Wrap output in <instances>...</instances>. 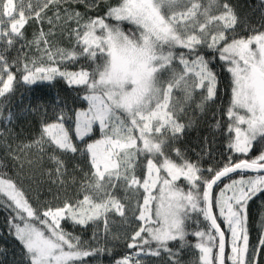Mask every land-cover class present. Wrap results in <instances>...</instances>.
<instances>
[{
  "label": "snow or ice",
  "instance_id": "snow-or-ice-1",
  "mask_svg": "<svg viewBox=\"0 0 264 264\" xmlns=\"http://www.w3.org/2000/svg\"><path fill=\"white\" fill-rule=\"evenodd\" d=\"M65 2L0 0V98L10 99L14 84L31 88L61 78L79 89L86 102L72 116L63 107H54L55 119L42 123L40 135L30 142L13 148L6 139L0 141L20 167L25 161L32 163L28 152L43 154L53 147L48 158L55 167L48 176L56 184L65 183L67 169L55 150L86 158L91 169L84 174L82 199L65 198L55 206L47 201L34 205L23 187L0 171V206L8 211L9 231L26 250L28 264H101L105 254L112 255V249L100 243L111 232L109 213L136 224L127 237L130 251L113 258L112 264H148L150 257L162 254L164 264H182L180 251L187 246L199 251V264H213L214 248L216 264H225L226 234L230 264H258L264 230L250 245L249 204L258 199L264 211V31L253 28L249 35H240L238 17L228 0H119L116 6L108 5L106 16L86 19L68 8L62 16L60 5ZM50 6L53 17L46 15ZM29 20L53 27L47 32L41 29L28 42L38 57L18 53L10 60L6 53L24 40L22 29ZM61 20L75 21L69 35L77 47L66 49L48 39ZM78 61L79 70H69L68 64ZM214 63L231 74L225 85L230 101H221L229 134L227 156L202 169L179 149L175 150L179 159L171 158L165 145L184 131L180 114L191 106L197 90L200 111L206 102L217 100L219 73ZM174 90L181 94L179 100ZM6 103L7 99L0 100V121L10 125L15 114L11 109L5 114ZM253 148L259 149L255 156L250 155ZM208 154L206 146L201 159ZM181 178L189 190L177 183ZM223 178L227 181L220 184ZM118 189L131 191L135 204L128 208L115 194ZM193 214L207 223L188 230L186 221L201 223ZM63 222L74 226L102 222L103 230L94 229L93 244L69 232ZM189 235L196 241L192 245ZM177 240L179 247L170 248L169 242Z\"/></svg>",
  "mask_w": 264,
  "mask_h": 264
},
{
  "label": "trees",
  "instance_id": "trees-1",
  "mask_svg": "<svg viewBox=\"0 0 264 264\" xmlns=\"http://www.w3.org/2000/svg\"><path fill=\"white\" fill-rule=\"evenodd\" d=\"M27 3V0H25ZM35 4L36 0H32ZM206 2V0H205ZM85 3H96L97 7L90 8L85 7ZM85 3L74 2V0H67V2L60 5L61 15L63 16V10L74 9L79 11L85 16L96 18L106 16L108 5L116 6L119 0H85ZM228 3L232 6L236 16L238 17L237 29L239 34L247 36L250 34L251 29L255 28L259 31H264V2L262 0H228ZM47 16H54V7L50 6L46 13ZM6 24V23H5ZM7 26V25H5ZM53 27L47 22L37 23L35 20H29V22L22 29L24 33V40L17 41L14 47L8 50L6 55L11 60L15 58L18 53H24L27 57H38L39 52L35 46H31L28 42L32 41L34 34L43 29L45 32L49 28ZM76 27L75 21H68L65 23L63 20L56 23L54 28V34L49 36L48 39L54 44H58L60 47L71 49L77 47L74 38L69 35L71 29ZM125 29L129 27L127 24L123 25ZM23 45V47H21ZM2 46V45H0ZM179 51V49H178ZM211 55L210 52L206 53ZM84 58H81L83 60ZM224 62H220L223 64ZM80 62L69 63V70H79L78 65ZM213 67L218 75V97L215 102L208 101L205 103L204 111H200L196 107V104L200 100L199 90L195 94L194 100L190 107H186L184 112L180 114V122L185 124V129L182 133L178 134L177 138H169L165 145V152L173 159H179L176 157L175 150L179 149L186 158L193 163H199L202 169H206L213 164L220 161H224L227 156V136L229 135L224 128V121L226 119V109L222 106L221 101L227 103L230 101V89L225 88L227 82L230 81L231 74L227 73L226 67L221 69L215 63ZM91 71L92 69H86ZM16 91L8 98H0V100L7 99L5 106V114L11 109L15 114L14 122L10 125L1 126L0 130L5 133L4 137H0V141L7 140L9 144L15 147L16 144L30 142L36 139L41 132L42 123H47L55 119L53 114L54 107H63L69 114L73 115V110H80L86 102H82L79 89L75 86H68L66 82L61 78H56L52 82L38 83L31 88L23 85H15ZM28 88L27 90H24ZM82 87V86H81ZM23 92H28L25 98H21L20 95ZM181 94L174 90V98L179 100ZM59 100V105L57 101ZM30 107L35 111L25 112L24 109ZM219 122L220 127L216 125ZM11 127V133L8 129ZM95 136H99L98 133H94ZM234 136V133L231 134ZM74 142L76 139L73 138ZM208 147L209 154L201 159V155L205 147ZM258 148H253L250 155L255 156ZM54 152L53 147H47L46 152L38 154L35 150L28 152V160L32 163L24 162L23 167L13 160L11 156L7 154V149L4 144L0 143V171H6L8 176L13 178L18 184H20L26 194L28 195L30 202L35 204H43L45 201L50 202L54 206L61 204L65 198H81L80 192L81 184L85 182V173H90V165L86 158L74 156L72 154H62L59 150H55L57 155H61L62 159L66 162V174L64 177L65 183L60 185L53 183L48 176V171L53 169L55 165L48 158ZM23 158L24 154H20ZM234 155H239L235 154ZM160 157H156L159 160ZM139 163V161H138ZM79 165V167H77ZM142 171V170H141ZM53 176L55 173L53 172ZM233 177L238 178V174H234ZM227 181L224 180L220 184ZM178 184L189 190L190 186L181 179ZM216 187L214 196L217 195ZM118 195L122 202H124L128 208L135 204L136 198L133 193L129 191L125 193L123 189H118L115 193ZM140 195H143L142 189ZM264 195V194H262ZM127 196L128 199H124ZM126 208V214L130 215ZM215 215H218V209L214 208ZM111 217V232L107 236L106 240L102 239L101 244H105L106 247L112 249V255L105 254L102 257L101 264H112L113 258L121 257L126 251H130L126 248L127 237L131 234L136 224L132 221L124 223L123 218L118 214L109 213ZM194 220L201 223H194L193 220L186 221V227L188 230L195 228H202L203 224L207 222L203 221L202 217H197L193 214ZM264 211H262L259 200H254L249 204V233H250V245L256 243L262 230H264ZM218 223L221 224L222 230H225V225L222 220L218 219ZM62 226L69 232H73L79 235L82 240L90 243H95L92 240L94 229L98 226L103 230V223L97 222V224L89 223L87 226H74L70 223L63 222ZM115 237V238H113ZM190 245L194 244L195 239L189 235L187 237ZM226 264H230L227 260L229 254L228 236L226 234ZM180 241H170L169 247L176 249L180 245ZM26 250L23 245L17 240L13 233L9 231L8 227V211L0 206V264H28L25 256ZM217 249H213V264H216L215 256ZM166 256L162 254L161 257H150L148 264H164ZM180 260L182 264H199V251L194 247L187 246L180 251ZM258 264H264V249L261 250V256L258 258Z\"/></svg>",
  "mask_w": 264,
  "mask_h": 264
},
{
  "label": "rangeland",
  "instance_id": "rangeland-1",
  "mask_svg": "<svg viewBox=\"0 0 264 264\" xmlns=\"http://www.w3.org/2000/svg\"><path fill=\"white\" fill-rule=\"evenodd\" d=\"M14 15H15V13H14ZM4 20H5V22H7V20H8V18L7 17H4ZM5 25H7V23L5 24ZM4 25V26H5ZM45 83H48V82H45ZM28 88H25L24 87V90H27ZM28 94V92H23V93H21V95H20V99H19V101L21 100V99H23V98H25V95H27ZM70 116H72V115H70ZM71 123V128H70V131L72 132V135H73V138H75L76 139V137H75V134H74V122H70ZM3 125H6L3 121H0V128H1V126H3ZM67 126H69L68 124H66V127ZM163 174V173H162ZM181 179H183V178H181ZM179 182V181H178ZM177 182V183H178ZM226 244H227V242H226ZM216 254H217V252H216ZM212 257H213V252H212Z\"/></svg>",
  "mask_w": 264,
  "mask_h": 264
},
{
  "label": "water",
  "instance_id": "water-1",
  "mask_svg": "<svg viewBox=\"0 0 264 264\" xmlns=\"http://www.w3.org/2000/svg\"><path fill=\"white\" fill-rule=\"evenodd\" d=\"M234 174H236V173H233V174H231V175L233 176ZM226 179H227V178H223L222 181H224V180H226ZM222 181H221V182H222ZM221 182H219V183H221ZM217 186H218V185H217ZM217 186H214L213 194H214V191H215V189H216ZM213 211H214V210H213ZM214 214H215V213H214ZM221 230H222V228H221ZM225 258H226V247H225ZM225 260H226V259H225ZM225 264H226V262H225Z\"/></svg>",
  "mask_w": 264,
  "mask_h": 264
}]
</instances>
